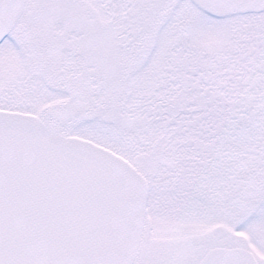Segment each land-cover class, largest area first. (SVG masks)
<instances>
[{
    "label": "snow or ice",
    "instance_id": "snow-or-ice-1",
    "mask_svg": "<svg viewBox=\"0 0 264 264\" xmlns=\"http://www.w3.org/2000/svg\"><path fill=\"white\" fill-rule=\"evenodd\" d=\"M0 264H264V0H0Z\"/></svg>",
    "mask_w": 264,
    "mask_h": 264
}]
</instances>
